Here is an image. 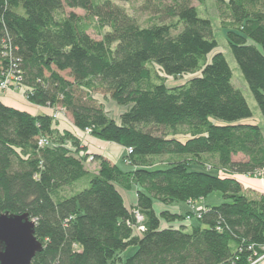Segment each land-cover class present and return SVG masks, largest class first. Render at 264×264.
Listing matches in <instances>:
<instances>
[{"label":"trees","instance_id":"trees-1","mask_svg":"<svg viewBox=\"0 0 264 264\" xmlns=\"http://www.w3.org/2000/svg\"><path fill=\"white\" fill-rule=\"evenodd\" d=\"M115 1L128 2L0 0V72L15 65L29 104L60 108L78 130L130 150L122 170L85 155L51 116L0 101V213L34 222L42 249L31 264H251L264 247V193L206 172L204 159L213 171L260 173L264 184V136L241 122L252 113L224 55L213 54L211 21L193 5L203 0H143L141 12L154 19L145 27ZM213 1L228 19L225 39L264 121V3ZM154 66L167 77L196 76L169 88ZM95 94L127 108L118 121ZM88 156L96 173L84 165ZM163 157L164 167L151 161ZM119 189L135 191V207L124 205ZM214 192L223 203L205 206L200 218L153 209L155 202H203Z\"/></svg>","mask_w":264,"mask_h":264},{"label":"rangeland","instance_id":"rangeland-1","mask_svg":"<svg viewBox=\"0 0 264 264\" xmlns=\"http://www.w3.org/2000/svg\"><path fill=\"white\" fill-rule=\"evenodd\" d=\"M95 1L98 2V3H103L104 2V0H95ZM142 1L143 0H128V2L115 1V2H113V4L115 6H118V7L122 8V9H124L125 12L129 16L134 18L138 22V24L140 26L145 27V26H148L149 24L153 23L154 19H153L152 16H149V15L141 12L140 5H141ZM262 1L264 3V0H262ZM193 5L196 8L199 17L207 18V19H209L211 21L214 38H215V40H216V42L218 44V47H217V49H215L213 54L216 53V52H220V53H222L224 55L228 65H229V67L231 69V72H232V80H231V82L237 89H239L241 91V93L243 94V96H244V98H245V100H246V102H247V104H248V106H249V108L251 110L252 117L250 119L242 120L241 122L259 126V128L261 129V131L263 133V136H264V121H263V118H262V116L260 114V111H259V109L257 107V104H256L252 94L248 90L247 85H246L245 81L243 80V78L241 76V73H240V71L238 69V66L236 65V63H235V61H234V59H233V57H232V55L230 53L227 41L225 39L226 29H224L222 21L225 23V22L228 21V19L221 20L218 17L219 15L217 13V8L215 7V3H214L213 0H203V4H199L198 1H194ZM263 6H264V4H263ZM70 12H74L77 15H84V12L81 11V10H78V9H74V10L65 9V11H64L65 14H68ZM92 27H94V26H92ZM107 30H108L107 28H104L101 31V33H104ZM88 34L94 39H100V35L98 34V31L94 30L93 28H91L88 31ZM209 58H210V56H209ZM153 68L157 72V75L163 80L164 84L167 87H169V88L182 85V84L186 83L192 77L196 76V75H182V76H179V77H176V78L167 77L164 74H162L161 72H159L157 67L154 66ZM63 75L66 77L65 74H63ZM8 93L16 94L17 97H18V101H20L22 104L27 102L26 99H25V96H24V91L22 89L21 90L20 89L19 90L18 89L17 90H13V91H10ZM8 93H6V94H8ZM5 95H3V96H5ZM97 96H98L97 98L99 99V101L103 104L104 111L106 112V114L109 117H111V118H113L115 120H118L120 114L127 109L126 107L118 106L113 101H111L109 98H106V96H102L100 94H97ZM53 111H55V110L52 109V112ZM55 113H56V115L58 114L57 115L58 117L55 120L52 118V120H53V122H56V125H58L59 122L66 121V120L68 121V118H67L68 115L67 114H61L58 111H55ZM178 138L180 140H185L188 137L178 136ZM126 153H127V151L125 150V155H126ZM84 154L85 155L86 154L89 155L86 152ZM89 156L84 161V165L87 166V167H89L92 164V162H97V161L91 159L92 157H89ZM168 159L169 158H167V157H163V158H159L157 160L153 159L151 161H152V163H156V165H157V164H160V163H164L165 164ZM235 159L236 160H241L242 158L241 157H237ZM204 163H206V166L209 167V169L211 170V171L206 170V172H211V173L217 175L218 177H222V178L235 176V175H230L226 171H223V170L213 171L212 160L211 159H210V161H207V158H205L204 159ZM192 170L204 171L205 169L202 166H194V167H192ZM244 179L245 180H243V182L250 183L249 187L252 189V191H255L254 189H257L256 188L257 184L260 183L261 181H263L262 175L260 173L255 174L253 177H245ZM119 191L122 193L125 190L119 189ZM125 192L130 193L131 195L135 194L134 190L125 191ZM255 192L260 193L259 191H255ZM221 203H223V201H222V198H221L220 194L214 192V193L210 194L209 196H207L203 200V202H195V203H192V204L185 203V204H187L186 206L188 208V211L192 215L197 217V215L201 212L200 209L205 208V206L213 205V204L214 205H219ZM154 204L156 205L157 208L159 206H162V207L164 206L166 208L168 207V209L174 208V209L179 210V211H181V209L184 207L183 205H185V204H182V203H173V204H170V205H163L160 202H155ZM181 214H183V213H181ZM134 215H136V214L134 213ZM135 218H136V216H135ZM137 218H140V217H137ZM190 219H187V220L184 221V223L188 227L190 226V224L195 223L194 219H191V220ZM136 223H137V227L134 228V233H138L140 231V229H141L140 223H142V220L141 219L138 220V221L136 220ZM174 225L177 227L179 225V223H174ZM134 250L135 249L132 248V247L127 249L126 251H124L121 254V258L123 260L126 259L127 257H129L130 255L133 254ZM258 258L260 260L258 261L259 263H257V264H264V247H262V254Z\"/></svg>","mask_w":264,"mask_h":264},{"label":"crops","instance_id":"crops-1","mask_svg":"<svg viewBox=\"0 0 264 264\" xmlns=\"http://www.w3.org/2000/svg\"><path fill=\"white\" fill-rule=\"evenodd\" d=\"M97 97H98L97 94H95L94 98L99 103H101ZM106 98H108V97L106 96ZM0 101L9 107L16 108V109H19L22 111H26L33 116L40 115V114H45V115L50 116V114L52 112L51 108H43V107L33 106V105L29 104L28 102L22 104L20 101H18V97L16 94L8 93L5 96L1 97ZM67 118H68V121L66 120V121L59 122V124L56 126V129L59 132H63V131L70 132L74 137H76L80 141V146L85 149L86 153H88L89 155H92V156L93 155L101 156V157L105 158L106 160H108L109 162H111L112 164L117 165L122 170H126V167L122 164V159L125 155V148L124 147H121V146L114 144V143L100 141V140L92 137L91 135H88L85 132L78 130L77 128H75L73 126L71 118L69 115L67 116ZM115 121H118V120H115ZM160 165H162L161 167H164V164H160ZM85 167L87 170H89L93 173H96L98 170V162H92V164L89 167H87V166H85ZM233 178H235L237 181H239L243 185L244 188L251 189L249 187L250 183L243 182V180H245L244 176L235 175V176H233ZM256 188L257 189H254V188L253 189L255 191H259L260 193H264L263 181L258 183ZM120 194L123 198L124 205L128 209H132L133 207H135V205H136V194L131 195L130 193H127L125 191L122 193L120 192ZM186 205L187 204L183 205L184 206L183 208L181 207L182 212L179 210H176L174 208L168 209V207L166 208L164 206L163 207L159 206L157 208L155 204H153V209H154L156 214H159L162 211H168L172 214H181V213L186 214L187 212H189ZM193 224H195V223H193ZM161 226H162V228H165L167 226V224L162 222Z\"/></svg>","mask_w":264,"mask_h":264},{"label":"water","instance_id":"water-1","mask_svg":"<svg viewBox=\"0 0 264 264\" xmlns=\"http://www.w3.org/2000/svg\"><path fill=\"white\" fill-rule=\"evenodd\" d=\"M41 249L27 214L0 213V264H31Z\"/></svg>","mask_w":264,"mask_h":264},{"label":"built area","instance_id":"built-area-1","mask_svg":"<svg viewBox=\"0 0 264 264\" xmlns=\"http://www.w3.org/2000/svg\"><path fill=\"white\" fill-rule=\"evenodd\" d=\"M15 65L11 66L8 70L0 72V97H2L3 95H5L6 93L13 91V90H21L22 88L20 87V82H21V75H20V71L15 70ZM53 110L60 112L61 114H65L64 111L60 108H54ZM55 111H53L51 113V118H53L54 120L57 119V115L55 113ZM86 134H88V132H85ZM39 146H44L47 145V141L44 139H41L39 141ZM128 153L130 152V150H127ZM92 159V158H91ZM199 211V210H198ZM200 211H202V209H200ZM136 220H142V217L136 212ZM140 217V218H137ZM196 218H200V213L197 215ZM260 259L257 258L256 260L252 261L251 264H257L259 263Z\"/></svg>","mask_w":264,"mask_h":264}]
</instances>
